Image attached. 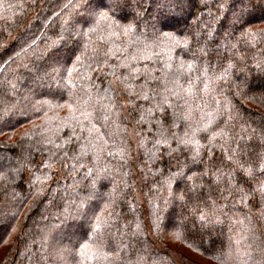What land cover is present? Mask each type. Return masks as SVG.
<instances>
[{
  "label": "snow or ice",
  "instance_id": "obj_1",
  "mask_svg": "<svg viewBox=\"0 0 264 264\" xmlns=\"http://www.w3.org/2000/svg\"><path fill=\"white\" fill-rule=\"evenodd\" d=\"M37 2L30 0L31 7ZM181 3L64 0L46 18L60 21L58 32L33 33L0 62V73L12 64L31 72L27 53L42 43L38 58L48 69L35 80L41 87L46 81L55 89L52 99L58 98L32 105L41 114V130L22 135L26 142L8 157L7 174L0 172L6 198L10 186L22 190L27 172L29 195L44 207L41 219L56 221L41 237L51 249L48 264H148L145 228L157 236L171 229L183 239L189 222L207 229L240 211L237 206L248 215L233 223L250 221L253 211L264 216V115L253 124L226 94L246 95L247 82L240 79L246 70L264 74V28L248 27L255 9L264 19V0H201L210 20H229L219 40L218 28L209 24L196 34L164 31ZM26 6L0 0L4 26L22 23L13 9ZM17 88L14 74L0 81L6 95ZM259 91L264 101V87ZM133 169L149 204L147 223L130 196L136 191ZM57 172L61 179L49 187ZM176 208L178 221L171 215ZM68 221L80 223L67 232L61 225ZM236 237L213 257L220 264H227L233 244L247 240L240 232ZM244 256L241 264H264V240L255 249L245 243Z\"/></svg>",
  "mask_w": 264,
  "mask_h": 264
},
{
  "label": "trees",
  "instance_id": "obj_2",
  "mask_svg": "<svg viewBox=\"0 0 264 264\" xmlns=\"http://www.w3.org/2000/svg\"><path fill=\"white\" fill-rule=\"evenodd\" d=\"M63 2L64 0H38L35 7H31L30 0H7V3L13 5L24 4L27 6L13 9L16 12L14 19L22 21L18 25L13 24L11 27H5L4 21L0 19V62L8 59V56L15 51H19L20 41L28 39L33 33L36 35L45 33L52 35L54 32H58L60 21L56 17H52L51 20L46 18L50 16L53 10L60 11L58 5ZM256 2L257 0H253V3ZM155 11V7L149 9V12ZM11 14V12L8 13L9 16ZM248 19L251 21L248 27L253 29L264 28V19H261L259 9H255ZM205 24L218 28L217 39L219 40L224 34V29L229 26V20L224 19L223 24H219L218 21H212L208 18L207 9L202 8L201 0H182L181 6L176 9L175 15L171 16L166 22L164 31L181 36L196 34L204 28ZM236 36H239V32L236 33ZM43 47L44 45L41 43L35 52L30 51L27 53V56L31 57V63L29 64V67L32 68L31 72L23 67L18 68L17 64H12L9 72L0 73V81L10 74L18 77L16 93L9 96L5 94L4 90H0V133H3L0 134V156L5 158L0 161V172L5 174H7L9 167L8 157H14L17 154L16 145L26 142L22 141V135H35L41 130L39 128L42 124L41 114H37L32 105L38 99H52V93L55 91V89H50L47 86L46 81L45 85L41 87L39 86L40 82L35 80L37 73L42 75L48 69V63L38 58ZM21 60L28 62L24 59V54H22ZM13 69L16 70L15 73L12 72ZM233 79L235 80V77ZM240 79L247 82L246 95L236 97L230 91H226V94L238 109L239 115L250 118V122L255 124L259 116L264 115L258 109L259 106L264 109V101L259 99V90L264 87V74L258 73L254 69L251 71L246 70L240 76ZM253 97L257 99H253ZM219 99L223 100L224 98L219 97ZM56 102H58V98L52 99L53 104ZM6 107L8 108L7 111L4 110ZM49 115L52 114L49 113ZM58 115L65 116L66 111H59ZM126 122L131 133L129 140L132 145L133 156H135L137 137L132 132L130 119ZM39 160L40 156L37 154L36 161ZM133 171L136 177V191L130 192V196L136 202V212L147 223L149 204L141 190L139 173L135 172V169ZM27 178L28 173L25 172L24 180L20 181L22 190L19 187L10 186L7 198L0 190V202H3L0 203V251L4 245L9 246V252L6 255L3 253L0 264H48L51 249L42 245L41 237L52 228L56 221L41 219L42 214H45L44 207L38 202L34 204L26 184ZM60 179V173L57 172L53 180L49 181V187L54 186L55 182ZM129 180L131 181L132 177H129ZM2 187L3 184L0 182V189ZM13 192H20V195L13 198ZM213 195H216V193L214 192ZM21 204L22 207H17ZM30 205L32 207H29ZM237 207L240 208V211H229L228 216L222 218V224H216L207 229H200L199 225L192 228L189 222L186 225L188 230L184 232L183 239L175 238L171 229L157 236L145 228L147 240L150 241V243L143 246L148 253V264H178L172 257V253L177 251L174 245L179 250L182 249L190 258L197 257L204 264H220L213 257L222 251L221 244L224 246L223 250H227L231 242L230 237L239 238L236 237L237 232L246 236L247 240L240 246L232 245L231 257L228 259L227 264H241L242 260L247 259L244 256L245 243H251L253 249H255L256 244L260 240H264V216H260L258 212L253 211L250 221L245 219L243 225L238 222L233 223V220L239 221L248 215V209L243 206ZM123 210L128 211L127 204H125ZM179 214L180 209L176 208L171 215L173 219L178 221ZM79 223V221H68L67 224L61 225V227L64 231L72 232L74 230L72 226ZM169 233L171 234L169 242H158V239L161 240L162 236ZM140 239L143 240L144 235ZM253 255H258V253L254 251ZM187 256L185 257L190 261L189 256Z\"/></svg>",
  "mask_w": 264,
  "mask_h": 264
},
{
  "label": "rangeland",
  "instance_id": "obj_3",
  "mask_svg": "<svg viewBox=\"0 0 264 264\" xmlns=\"http://www.w3.org/2000/svg\"><path fill=\"white\" fill-rule=\"evenodd\" d=\"M170 24V23H169ZM171 25V24H170ZM174 25V24H173ZM175 26V25H174ZM258 109H259V111H260V113H264V109H262V107H258ZM170 233L169 234H167V235H164V236H162V239L160 240V239H158L159 241L158 242H160V243H162V242H164V241H168L169 242V239H170ZM172 238V237H171ZM162 241V242H161ZM9 246L8 245H4L3 247H2V249H1V251H0V258L2 257V255H3V253L6 255L7 254V252H9V248H8ZM174 248L178 251H176V253L175 252H173L172 253V257H173V259H174V261L175 262H177L178 264H198V263H200V264H204V262H202L201 260H199L197 257H192V258H190V256L188 257L186 254H185V252L181 249V250H179L178 249V247L176 246V245H174ZM180 253H182V254H180ZM185 256H187L188 258H189V260L191 261H188L187 260V258L185 257Z\"/></svg>",
  "mask_w": 264,
  "mask_h": 264
}]
</instances>
